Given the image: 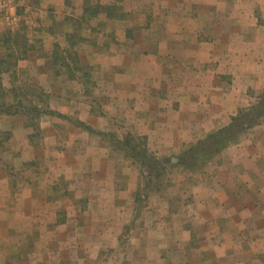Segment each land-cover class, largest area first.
<instances>
[{
	"label": "rangeland",
	"instance_id": "obj_1",
	"mask_svg": "<svg viewBox=\"0 0 264 264\" xmlns=\"http://www.w3.org/2000/svg\"><path fill=\"white\" fill-rule=\"evenodd\" d=\"M28 1L32 2L11 0L16 7L12 12L18 11L19 17L0 30V176L9 183L4 193L9 189L14 193L12 189L23 180L31 184L39 177H53L49 173L53 161L64 165L67 159L71 167L64 170L71 179L85 182L82 189L86 195L78 194V198L89 199L80 202L84 210L80 225L84 229L77 233L68 232L72 230L71 221L63 233L56 234L53 227L56 212L67 209L64 200L53 202L51 198L66 194L67 182H57V190H52L48 200L24 204V208L38 213L30 220L28 232L23 227L19 237L11 234L17 237L10 242L13 249L0 250V264H264V231H253L257 225L258 230L264 228L258 222L264 209L244 216L252 228L245 232H238L237 223L229 227L221 221L217 222L218 233L207 232L203 225L215 222L212 214L217 210L210 200L193 212V195L201 193L206 199V190L214 186L213 177L227 179L224 181L243 177L253 189L261 188L257 172L261 164L259 172L264 173V91L248 92L252 99L235 115L247 116L245 128L232 129L231 138L221 143L218 151L209 142L196 153H186L219 129L205 136H185L190 124L203 128L206 122L178 120L168 106L159 107L160 119L155 111L151 120H144L139 112L145 110L134 102L129 90L107 85L110 81L128 84L130 78L101 72L113 56L92 50L93 44L96 48L111 43V47L118 48L123 33L129 37L134 28L142 27L127 25L128 21L147 20L148 1L134 0L131 8L105 2L103 9L123 23L90 31L93 41L88 44L82 41L85 26L82 29L68 20L67 28L76 31L69 37L54 24L53 64L41 58L44 73H35V64L26 61L28 51L50 35L34 37V28L28 29L25 19L35 16L26 6ZM230 1L237 16L248 12L251 18L264 23V0ZM224 2L218 0V5L226 8ZM92 3L93 7L84 9L85 19L99 10L94 7L97 1ZM64 6L67 12L81 16V10L76 12L67 3ZM8 11L4 15H12ZM56 11L61 13L62 9ZM104 29L110 43H103ZM85 48L91 49L89 63L81 58ZM137 79L150 78L141 70ZM154 106L158 108V104ZM231 122L220 121V129ZM41 186L44 192L46 188ZM229 188L236 189L234 185ZM131 199L135 200L134 217L121 225L120 232L113 231L117 220L111 215L125 212ZM101 200L105 202L102 206ZM102 211L111 223L105 233H97L98 219L91 216ZM239 218L240 223L243 217ZM19 221L23 222L20 216ZM189 237L188 247H182Z\"/></svg>",
	"mask_w": 264,
	"mask_h": 264
},
{
	"label": "crops",
	"instance_id": "obj_2",
	"mask_svg": "<svg viewBox=\"0 0 264 264\" xmlns=\"http://www.w3.org/2000/svg\"><path fill=\"white\" fill-rule=\"evenodd\" d=\"M96 1L97 4L94 7L99 10L95 16H90L87 19H85L84 9L93 7L91 6L93 0H32V2H27L26 6L30 9V13L35 15L25 19L28 29L34 28V37L50 33L48 39L39 42L40 46L28 51L29 57L26 61L35 64V73L43 71L41 58L49 60V65L53 64L55 42H53L54 36L51 34L54 24L55 28L65 31L69 37L76 31L67 28L68 22L73 21L77 27H82V29L85 26V30L87 29L88 32L82 34V41L88 44L93 41L90 31L101 30V26L104 28L116 26L120 22L118 18L110 16L112 15L111 11L103 9L106 7L105 2H112L118 8H123L122 5H125V8H131L134 0ZM145 1H148L147 6H149H145L149 9L148 12H145L147 20L145 23L142 20L128 21L127 25L142 27L134 28V32L129 37L123 33L122 38H119L122 39V42L118 48L111 47L110 41L106 40L105 29L101 34L104 37L103 43L109 42L110 45L101 44L96 48L94 44L92 45V50L106 53L109 58L113 56L109 65H106V61L101 72L130 78L128 84L110 81L107 82V85L111 89L115 87L120 90H129L130 96L135 99L134 102L142 105L145 110V112H139L141 118L151 120L156 111V115L160 119L159 107L168 106L172 109L173 116L178 120L189 122V124L194 121L206 122L203 128L190 124L185 136H205L210 131H216L223 127L219 125L220 121L228 124V121L239 112V108L242 109L240 106L249 104L252 97L248 92L251 89L253 91L255 89L257 92L264 91V33L262 32L264 23L258 22L257 18H251L248 12L245 16L242 14L237 16L236 11L233 10V2L231 3L230 0H225L226 8H221L218 5V0ZM64 3L70 5V9L76 12L81 10V16L67 12L68 7L64 6ZM7 5L8 12L12 15H0V30L13 25L16 22V16L19 17L18 11L12 12L16 7L11 5V0ZM58 8L62 9L61 13L56 11ZM21 10L24 11L23 8ZM92 18L97 19L98 22L94 23ZM89 50L91 49L86 50L85 48V52L81 56L86 63L90 62ZM36 63H40V65ZM141 70L149 75V80L137 79ZM157 78H159L158 82L155 81ZM143 89H147V91H139ZM140 96L142 99L139 98ZM156 104H158V108L154 109ZM178 106L179 110L175 112ZM195 109L200 112H195ZM67 161L66 159L64 165L61 162L53 161L49 168V173H53L51 178L39 177L31 184L25 180L18 182L16 188L12 189L14 193L10 192V189L8 194L4 193L8 189L9 183L7 179L0 176V250L12 248L10 242H13L12 238L17 237H12L16 235L11 234H17L19 237L24 229L28 232L30 220L33 219L35 213H38L36 210L24 208V204L34 202L36 205L35 202L48 200L52 190L53 193L54 190H57L55 185L60 180L69 185L66 194L63 196L60 194L59 197L54 196L51 200L53 202L64 200L67 211L56 212L53 220L54 232L56 234L63 233L66 229L65 226L70 221L73 222L72 230L68 232L83 231L80 218L83 217L84 210L80 202H85L89 198H82L86 195L83 194L84 190L82 189L85 187L84 179L73 180L75 178L71 179V175L67 170H64L71 167ZM60 165L62 166L60 167ZM260 169L261 164L257 172L260 189H253L251 182L243 177L224 181L227 179L222 180L216 176L212 178L215 181L212 182L213 188L206 190L205 194H208L206 199L202 198L203 194L201 195L200 192V194L193 195L194 205H196L193 208L194 213H197L205 205L206 200L214 202L217 206V210L212 214L215 222L203 225L207 232L218 233V221L229 223V227H233V223H237L240 225L237 228L238 232L248 231L247 228L252 231L249 222L244 220V216L250 213L255 215L264 209V173L261 175ZM41 185L46 188L44 192L41 190ZM231 185H234L236 189L230 190ZM78 194H81L82 197L78 198ZM134 201L133 199L129 200L125 212L111 215L117 220V226L112 229L113 231L120 232L121 225L134 217ZM100 202L101 206L102 203H105L104 200ZM19 203L23 204V207L19 206ZM19 216L23 218V222L19 221ZM91 217L98 219L97 233H105L111 223L109 215L102 211V213H93ZM239 217H243L240 223ZM234 219L237 221L235 222ZM258 222L264 227V216ZM63 226L64 228L60 229ZM23 227L24 229L20 230ZM257 227L258 225L254 226L253 231H264V228L258 230ZM244 228L246 229L243 230ZM184 231L192 233L190 229L185 228ZM189 241H191L190 237L183 242L182 247L187 248ZM211 242L213 243L212 239ZM103 245L105 244H99L100 247Z\"/></svg>",
	"mask_w": 264,
	"mask_h": 264
},
{
	"label": "trees",
	"instance_id": "obj_3",
	"mask_svg": "<svg viewBox=\"0 0 264 264\" xmlns=\"http://www.w3.org/2000/svg\"><path fill=\"white\" fill-rule=\"evenodd\" d=\"M1 63H2V61H0V64ZM8 109H10V106L8 107ZM244 118H247V116L245 114H239L237 116H233L231 119L232 120L231 124H229L228 126H226L224 128L219 129L215 133L208 135L205 140H199L197 142L196 147L190 148L186 153H196V152H198V150H201V148L203 146L208 145L209 142L213 147H215V151H218L219 145L221 143L225 142L226 139L231 138V134L233 133L232 129H237L236 131H241L245 128L243 125L244 124ZM229 134H230V136H229ZM182 160L183 161L185 160L184 157L182 158Z\"/></svg>",
	"mask_w": 264,
	"mask_h": 264
},
{
	"label": "built area",
	"instance_id": "obj_4",
	"mask_svg": "<svg viewBox=\"0 0 264 264\" xmlns=\"http://www.w3.org/2000/svg\"><path fill=\"white\" fill-rule=\"evenodd\" d=\"M9 0H0V15H4L8 11V3Z\"/></svg>",
	"mask_w": 264,
	"mask_h": 264
}]
</instances>
